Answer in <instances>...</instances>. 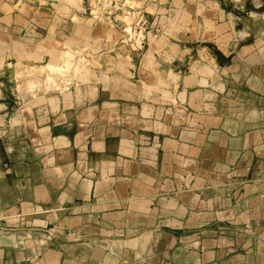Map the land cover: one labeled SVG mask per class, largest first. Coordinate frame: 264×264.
<instances>
[{
    "label": "crops",
    "instance_id": "crops-1",
    "mask_svg": "<svg viewBox=\"0 0 264 264\" xmlns=\"http://www.w3.org/2000/svg\"><path fill=\"white\" fill-rule=\"evenodd\" d=\"M135 7L0 0V264H264V0Z\"/></svg>",
    "mask_w": 264,
    "mask_h": 264
},
{
    "label": "built area",
    "instance_id": "built-area-1",
    "mask_svg": "<svg viewBox=\"0 0 264 264\" xmlns=\"http://www.w3.org/2000/svg\"><path fill=\"white\" fill-rule=\"evenodd\" d=\"M89 1V0H87ZM126 2V1H125ZM97 9H94L92 5H88L90 14L96 17L100 20H110L113 17H115L114 12L122 10V7H124V4L121 5L118 4V1L111 2L107 5H97ZM93 10L101 11L100 14H93ZM132 13L130 12L128 16L132 19L131 23L125 22V27L123 29V38L121 40L122 43H124L126 46H128L129 50L131 52H142L146 47V36L149 31L150 25L149 21L147 19V16L145 13L141 11L132 10ZM72 57V66L73 69H79L80 64V58H84L92 60L91 57L88 56V54H85V56L77 54V52H73L69 54ZM68 85H70L68 83Z\"/></svg>",
    "mask_w": 264,
    "mask_h": 264
},
{
    "label": "rangeland",
    "instance_id": "rangeland-1",
    "mask_svg": "<svg viewBox=\"0 0 264 264\" xmlns=\"http://www.w3.org/2000/svg\"><path fill=\"white\" fill-rule=\"evenodd\" d=\"M85 1L88 5L89 4L92 5L94 7V9H97V7H98L97 5H107V4H110L111 2L118 1V4H120V9H121V5H123L126 0H89V1L85 0ZM129 1L134 2L133 3L134 5L130 2L126 3V5H124V7H122V10L114 12L115 15H119V17L124 18L125 19L124 22H127V23H131V21H132L130 16H128L130 12L132 13L131 9L137 11V9H135L136 8L135 6L138 3L143 2V0H129ZM132 6H134V7H132ZM100 12L101 11L93 10L94 15L100 14ZM71 60H72L71 56H68V59L65 60L66 61L65 67H64L65 71H63L62 69H60L59 71L58 70L55 71L52 68V74L45 72L43 74L42 78L32 76V74H31L26 80V83H28V86H30V91H34V90L42 89V88H52V89L58 88L57 87V84L59 83L58 78L61 81V80H64V78H63L64 73L69 74L71 72V74H72L73 66H72ZM44 65H46V64H44ZM34 70H36V68H34ZM26 74H24V75H26Z\"/></svg>",
    "mask_w": 264,
    "mask_h": 264
},
{
    "label": "water",
    "instance_id": "water-1",
    "mask_svg": "<svg viewBox=\"0 0 264 264\" xmlns=\"http://www.w3.org/2000/svg\"><path fill=\"white\" fill-rule=\"evenodd\" d=\"M15 68V62H10L5 68L3 75L0 76V84L3 82L6 85V90L10 95H13L17 89ZM6 81L7 84L5 83Z\"/></svg>",
    "mask_w": 264,
    "mask_h": 264
}]
</instances>
